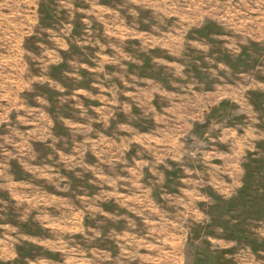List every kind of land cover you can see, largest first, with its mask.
<instances>
[{"label": "rangeland", "instance_id": "1", "mask_svg": "<svg viewBox=\"0 0 264 264\" xmlns=\"http://www.w3.org/2000/svg\"><path fill=\"white\" fill-rule=\"evenodd\" d=\"M0 264H264V0H0Z\"/></svg>", "mask_w": 264, "mask_h": 264}]
</instances>
